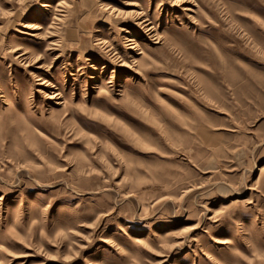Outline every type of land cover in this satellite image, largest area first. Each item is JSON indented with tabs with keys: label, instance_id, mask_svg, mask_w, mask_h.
I'll return each instance as SVG.
<instances>
[{
	"label": "rangeland",
	"instance_id": "374dc122",
	"mask_svg": "<svg viewBox=\"0 0 264 264\" xmlns=\"http://www.w3.org/2000/svg\"><path fill=\"white\" fill-rule=\"evenodd\" d=\"M0 264H264V0H0Z\"/></svg>",
	"mask_w": 264,
	"mask_h": 264
}]
</instances>
